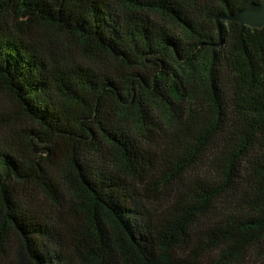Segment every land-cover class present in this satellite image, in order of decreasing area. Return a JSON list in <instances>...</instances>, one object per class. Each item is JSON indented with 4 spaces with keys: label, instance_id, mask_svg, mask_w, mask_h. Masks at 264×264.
<instances>
[{
    "label": "trees",
    "instance_id": "16d2710c",
    "mask_svg": "<svg viewBox=\"0 0 264 264\" xmlns=\"http://www.w3.org/2000/svg\"><path fill=\"white\" fill-rule=\"evenodd\" d=\"M260 1L0 0V264H264Z\"/></svg>",
    "mask_w": 264,
    "mask_h": 264
},
{
    "label": "water",
    "instance_id": "95a60500",
    "mask_svg": "<svg viewBox=\"0 0 264 264\" xmlns=\"http://www.w3.org/2000/svg\"><path fill=\"white\" fill-rule=\"evenodd\" d=\"M223 18L231 20V22H238L242 26L264 28V0H261L259 3H251L246 8L234 14L231 13ZM218 28L221 33L222 31L219 23Z\"/></svg>",
    "mask_w": 264,
    "mask_h": 264
},
{
    "label": "rangeland",
    "instance_id": "374dc122",
    "mask_svg": "<svg viewBox=\"0 0 264 264\" xmlns=\"http://www.w3.org/2000/svg\"><path fill=\"white\" fill-rule=\"evenodd\" d=\"M64 42H70V38H67V41L65 39ZM3 107L6 109H13L14 105L9 99H7L5 96H2L0 97V111H2ZM7 133L8 130L4 129L3 127L0 128V137H5Z\"/></svg>",
    "mask_w": 264,
    "mask_h": 264
}]
</instances>
